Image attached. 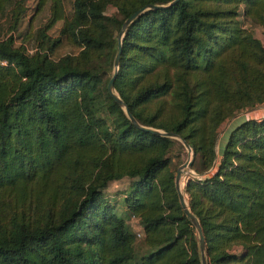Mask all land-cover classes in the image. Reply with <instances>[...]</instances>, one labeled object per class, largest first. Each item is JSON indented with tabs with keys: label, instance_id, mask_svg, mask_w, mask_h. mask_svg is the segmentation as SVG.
I'll return each instance as SVG.
<instances>
[{
	"label": "trees",
	"instance_id": "obj_1",
	"mask_svg": "<svg viewBox=\"0 0 264 264\" xmlns=\"http://www.w3.org/2000/svg\"><path fill=\"white\" fill-rule=\"evenodd\" d=\"M27 1L0 0V264H131L134 234L100 191L125 175L151 248L139 264H200L165 156L176 140L135 126L106 90L123 19L169 0ZM239 8L264 25V0L145 9L123 32L113 79L138 123L177 133L214 166L182 188L207 264H264V116L232 126L213 161L215 128L264 102V46ZM61 43L77 50L53 57Z\"/></svg>",
	"mask_w": 264,
	"mask_h": 264
},
{
	"label": "rangeland",
	"instance_id": "obj_2",
	"mask_svg": "<svg viewBox=\"0 0 264 264\" xmlns=\"http://www.w3.org/2000/svg\"><path fill=\"white\" fill-rule=\"evenodd\" d=\"M31 1L32 0L27 1L28 5H31L29 4ZM30 11H31V8L27 13H29ZM106 13L116 14L117 12L115 11V8L113 6L109 5L106 8ZM43 16H44L43 12L37 13L34 19V24H32L33 26L31 25L32 29L34 25L41 24L43 22L44 20ZM237 19L239 20L240 25L243 28L250 31L253 36L257 37L259 41L261 42V44L264 46V25H260L259 23H256V21L251 19L250 17H247L246 15H244L241 8H239ZM20 40L21 39L19 36L15 37L16 44H18ZM76 50L77 48L70 43H61V45L56 49V52L53 54V57H56L57 55L63 54L66 52H75ZM165 98L167 100L169 99L168 96H166ZM254 113L255 112H252L251 110H248V109L239 110L234 115L224 120L217 128H215V135L213 139V153H214L213 161L217 160V158L219 157L230 128L234 126L236 123H238L239 121L245 118H248V117H252ZM174 139L176 140V142L172 143L169 150L165 153V156H167L168 158L169 168L173 170V173H175L177 166L181 162H183L187 157V150L183 146L181 141L177 138H174ZM204 165L205 164L203 163L199 152H195V156L192 161V164L190 165L189 171L180 177L181 188H183L187 180L191 178L199 180V179H202L203 177L209 176L211 174V171H213L214 166L211 164L208 167H205ZM133 178L134 177L125 175L117 179H110L105 183L103 187L100 188L101 194L103 195L105 200L111 204L112 211L114 212V214L120 217L124 221L126 229L129 230L131 233H132V228L137 230L136 227L138 224L136 222V218H132L131 212L127 209L125 201H124V197H125V192L127 189H129L130 182L132 181ZM183 194L186 200V195L184 192ZM135 232H134V238L136 240H135V243L133 244V249L135 253L133 260H135V262H133L131 259V264L132 263L139 264L140 258L143 255H146L151 251V248H148L144 244L142 238H139ZM194 233L196 235L195 229H194ZM142 237H143V233H142Z\"/></svg>",
	"mask_w": 264,
	"mask_h": 264
},
{
	"label": "water",
	"instance_id": "obj_3",
	"mask_svg": "<svg viewBox=\"0 0 264 264\" xmlns=\"http://www.w3.org/2000/svg\"><path fill=\"white\" fill-rule=\"evenodd\" d=\"M176 1L177 0H169L167 3H145V4L141 5L140 7L136 8L134 11H132L128 16H126L123 19V21L120 25V28L117 32V35H116V50H115V53L113 56L112 73L107 80L106 90L112 96L114 101L120 107H122V109L124 110L128 119L135 126H137L138 128H141L143 130L149 131L151 133L157 134V135L177 138L181 141L183 146L186 148L187 157L183 162H181L177 166L175 173H174V177H173V183H174V188L176 190L179 205H180L183 213L185 214L187 219L191 222V224L193 225V227L196 231L200 264H207L206 252H205V242H204L201 226L199 224L197 217L189 209L187 202L184 198V194H183L181 185H180V177L189 171L190 165L192 164V161L194 159V156H195L194 147L190 143H188L183 137H181L180 135H178L177 133H175L173 131L165 130V129H161V128H156V127H152V126H146V125H142V124L138 123L136 121V119L134 118V116L129 111L126 103L115 93L114 87H113V79H114V76H115L117 68H118L119 54H120V50H121V39H122L123 32H124L126 26L128 25V23L135 16H137L140 12L144 11L145 9L165 7V6H168V5L175 3Z\"/></svg>",
	"mask_w": 264,
	"mask_h": 264
},
{
	"label": "crops",
	"instance_id": "obj_4",
	"mask_svg": "<svg viewBox=\"0 0 264 264\" xmlns=\"http://www.w3.org/2000/svg\"><path fill=\"white\" fill-rule=\"evenodd\" d=\"M60 24H61V20H59V21H57L51 28H50V32H55V30H57V28L60 26ZM251 111L252 112H255L254 113V115L253 116H259V115H263L264 114V109L261 107V106H256L254 109H251ZM132 218H136V222H137V227H136V229L137 230H135V229H133L132 228V233L134 234V232L135 233H138L139 235H138V237L139 238H142V240H143V237H142V223L138 220V218L137 217H135V216H133L132 215ZM139 231V232H138ZM135 238H134V241H133V244L135 243ZM144 242V241H143ZM145 244V243H144ZM146 245V244H145ZM147 246V245H146ZM148 247V246H147ZM148 248H150V247H148ZM135 253H134V249H133V257L135 256L134 255ZM133 262H135V260H133Z\"/></svg>",
	"mask_w": 264,
	"mask_h": 264
},
{
	"label": "built area",
	"instance_id": "obj_5",
	"mask_svg": "<svg viewBox=\"0 0 264 264\" xmlns=\"http://www.w3.org/2000/svg\"><path fill=\"white\" fill-rule=\"evenodd\" d=\"M256 106H261V107L264 109V102H263L262 104H258V105H256ZM256 106H254V107H252V108H250V109H248V110L254 109ZM261 116H264V114H263V115H259V116H257V117H261ZM136 234L139 235L138 233H136Z\"/></svg>",
	"mask_w": 264,
	"mask_h": 264
},
{
	"label": "bare ground",
	"instance_id": "obj_6",
	"mask_svg": "<svg viewBox=\"0 0 264 264\" xmlns=\"http://www.w3.org/2000/svg\"><path fill=\"white\" fill-rule=\"evenodd\" d=\"M181 180V179H180ZM180 183H181V181H180ZM183 183V182H182Z\"/></svg>",
	"mask_w": 264,
	"mask_h": 264
}]
</instances>
